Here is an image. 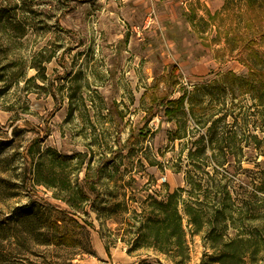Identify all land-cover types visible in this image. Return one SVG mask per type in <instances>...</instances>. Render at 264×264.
Masks as SVG:
<instances>
[{
  "label": "rangeland",
  "instance_id": "obj_1",
  "mask_svg": "<svg viewBox=\"0 0 264 264\" xmlns=\"http://www.w3.org/2000/svg\"><path fill=\"white\" fill-rule=\"evenodd\" d=\"M224 1L0 0V178L21 184L30 173L35 204L56 206L54 216L75 241V247H34L38 264H174L152 249L128 252L129 224L139 225L134 211L148 206L149 195L164 199L186 186L190 172L204 188L224 178L241 192L239 184L264 172V106L253 105L263 98L264 69L251 78L248 67L224 51L217 58L225 47L210 45L217 26L200 20ZM185 91L191 98L185 111L170 117L166 106L157 107ZM214 132L236 133L243 145L225 153L216 143L208 146L203 168L196 169L202 159L191 155L193 143ZM251 135L262 140L257 148L248 146ZM84 179L86 200L76 192ZM0 185V216L31 200L24 188ZM235 190L224 200L230 233L243 226L264 238V194L252 200L259 211L244 218L237 210L232 217L242 198ZM197 197L206 219L215 218L214 193ZM184 227L186 264L216 252L204 233H193L185 214ZM258 259L264 264V246Z\"/></svg>",
  "mask_w": 264,
  "mask_h": 264
},
{
  "label": "trees",
  "instance_id": "obj_2",
  "mask_svg": "<svg viewBox=\"0 0 264 264\" xmlns=\"http://www.w3.org/2000/svg\"><path fill=\"white\" fill-rule=\"evenodd\" d=\"M234 13L241 15L236 18ZM187 16L190 17V21L195 23L194 19L197 17L195 11L188 12ZM200 20L211 22L214 27L217 26L216 35L210 40V44L223 42L225 45L224 48L217 49V58L221 57L220 50H222L225 52L224 57L227 55L247 66L251 78L260 75L264 69V0H225L221 10L216 14H210L208 17L201 16ZM222 37L225 41L222 40ZM240 46H244L245 50L236 52ZM179 71L178 66H172L174 75ZM251 83L254 86L255 82ZM254 87L256 91L260 90L257 85ZM186 99H191L187 91L175 100L166 96L158 103L157 107L166 106V113L171 117L178 111H185ZM253 105L256 107L264 106V92L263 98L258 103L254 102ZM254 112L251 115H254ZM261 114L264 115V110H261ZM219 135V132H214V136L212 134L208 141L202 136L193 143L198 147L191 155L202 159L194 163L196 169L203 168L205 161L202 156L208 146L214 149L212 145L216 143L218 146L215 149L225 153L228 149L235 150L243 145L236 133L231 137ZM182 137L178 133L177 138ZM250 138L253 140L250 141L249 139L248 146L255 144L257 148V145L262 143L258 135H251ZM223 177L225 176L223 175ZM185 180L186 186L168 191L164 199H158L150 194L147 200L148 206L142 211H134V217L139 225L129 224L131 227L128 232L134 236L132 237L133 241L128 242V252L152 249L156 253L165 255L166 259L174 264H186L189 255L187 231L184 227L185 214L188 216L190 224L194 226L193 233H204L205 238L216 251L206 255L207 258L203 259L200 264H257L259 253L264 246L262 235L257 231H247L243 226L237 228L238 230L233 235L229 231V224H227L229 217L227 212L230 208L224 200L232 199V192L235 190L233 187L237 188V186H231L230 181L226 182L224 178H213L210 180L212 185L208 184L204 188L205 185L200 180L195 179L191 172ZM87 182L88 180L84 179L82 186L78 188V191L76 190L85 200L91 197L87 192L89 191L86 187ZM0 183L7 185L11 191L24 188L29 191L28 195L31 197L29 203L17 202L10 206V211L5 216L4 214L0 216V264H38L39 262L33 258V255H37L33 251L34 247H75V241L73 238L70 239L68 225L60 224L62 221L53 214V211L58 210L57 207L50 203L35 204L38 201L33 197L30 173L21 184L4 178H0ZM1 187L2 185H0V191ZM89 189L94 191L95 188L91 186ZM239 189L241 192L235 191L238 196L241 195V203L238 204L236 210L233 209L231 216L233 217L238 210V214L245 218L244 213L246 211H254V213L259 211V208L252 205V200L259 197L260 194H264V172H260V176L257 178L252 176L248 185L239 184ZM212 192L215 202L218 203L213 202L212 204L215 206V208L212 207L215 218L206 219V214L202 208H199L202 201L197 195L204 193L208 197ZM11 193L14 196L18 195L17 192ZM185 193H188L191 199L185 200L183 198ZM191 200L198 207L192 206L193 204L189 203ZM182 205H184V209H182ZM254 217L257 216L254 214ZM213 222H218V225L213 224ZM223 222L225 224H220ZM206 224H209V228L204 230ZM144 241L147 243L144 244ZM107 249L110 250L109 245H107ZM41 264L54 263L46 260Z\"/></svg>",
  "mask_w": 264,
  "mask_h": 264
},
{
  "label": "crops",
  "instance_id": "obj_3",
  "mask_svg": "<svg viewBox=\"0 0 264 264\" xmlns=\"http://www.w3.org/2000/svg\"><path fill=\"white\" fill-rule=\"evenodd\" d=\"M154 2H155V0H139V6H149V4H150L151 6H153V5H154ZM224 2H225V1H224ZM150 8H151V7H150ZM150 8L146 11L147 14L150 12V10H151ZM206 9H208V8H206ZM190 10H192V8H189V9H188L189 12H191ZM146 13H145V14H146ZM147 14H146V15H147ZM196 14H197V13H196ZM197 17H198V16H197ZM200 17H201V16H200ZM210 45H211V44H210ZM214 45H215V44H214ZM172 66H178V67H179V70H180V65H179V64H177V63H176V64H172V65H171V68H172Z\"/></svg>",
  "mask_w": 264,
  "mask_h": 264
},
{
  "label": "built area",
  "instance_id": "obj_4",
  "mask_svg": "<svg viewBox=\"0 0 264 264\" xmlns=\"http://www.w3.org/2000/svg\"><path fill=\"white\" fill-rule=\"evenodd\" d=\"M162 180H163V181H166V180H167L166 176H164V177L162 178Z\"/></svg>",
  "mask_w": 264,
  "mask_h": 264
}]
</instances>
